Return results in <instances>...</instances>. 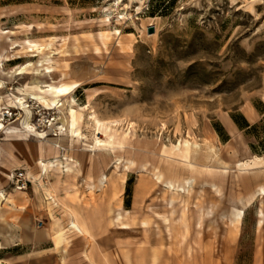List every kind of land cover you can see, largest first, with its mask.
<instances>
[{"label": "rangeland", "instance_id": "obj_1", "mask_svg": "<svg viewBox=\"0 0 264 264\" xmlns=\"http://www.w3.org/2000/svg\"><path fill=\"white\" fill-rule=\"evenodd\" d=\"M150 26L154 30L148 33ZM100 31L110 32L105 42ZM0 53L9 58H0L4 71L32 63L28 73L2 79L0 119L5 126L18 127L24 115L8 106L12 93H20L17 89L40 67L35 65L38 60L49 56L57 68L65 65L64 82L78 83L64 99L87 105L81 131L90 140L92 135L105 137L96 133L89 112L101 121H116L119 128L129 123L132 137L153 145L131 144L99 153L81 143L71 147L67 139L56 153L43 154L41 138L0 131V187L10 201L9 195L19 191L35 195L38 203L40 198L45 214L34 216L32 226L52 217L67 224L68 212L80 213L81 206L87 208L90 202L95 208L90 224L102 221L100 232L105 234L94 245L99 253L114 254L116 259L126 254L125 264H264V220L258 223L264 195H255L241 219H232L234 207L258 185L264 186V164L242 172L236 167V159L264 156V0H0ZM27 101L31 123L57 138L59 110L31 97ZM232 115L241 121L244 116L252 126L240 130ZM185 137L200 143L212 137L219 146L214 159L196 156L210 167L208 172L167 156L166 148ZM229 145L236 157L228 153ZM102 153L107 156L102 158ZM56 154L71 155L79 164L71 171L53 167L43 174L39 161ZM116 156L134 158L136 163L115 168ZM143 161L154 168L142 169ZM20 173L29 182L19 189ZM101 173L106 180L98 188ZM153 173L176 183L191 177L193 188L169 205L172 192L154 183ZM90 183L95 185L91 189ZM208 183H215L219 193ZM211 203L213 213L201 219V211ZM223 211L227 217L221 219ZM14 212L1 202L0 213L6 218L15 219ZM64 229L69 239L70 229ZM4 242L0 235V243ZM40 246L47 252L56 247L55 242ZM70 246L61 245L62 264H89L86 244H79L76 260L72 259L76 254H68ZM34 248L37 251L38 246L6 248L0 252L2 264H7L8 253L25 251L31 253L28 262L38 264Z\"/></svg>", "mask_w": 264, "mask_h": 264}, {"label": "bare ground", "instance_id": "obj_2", "mask_svg": "<svg viewBox=\"0 0 264 264\" xmlns=\"http://www.w3.org/2000/svg\"><path fill=\"white\" fill-rule=\"evenodd\" d=\"M254 1V0H253ZM115 33L119 34V31L116 29ZM110 35L108 31H100L99 36L105 42ZM32 46H36L35 43ZM11 47H13L11 45ZM5 58L8 60L5 55L0 53V58ZM32 63L28 62L21 65H16L10 67L7 71L0 69V91L3 89V77L10 76L12 73H28V67L31 66ZM35 65H39L40 67L36 66L33 70V75L31 76L30 81H28L23 88H18L17 90L20 93H12V97L9 99L8 106H15L18 109L23 110V117L18 123V127L12 126L7 127L0 119V131H4L5 133H9V135L13 132L18 137H27L29 135H35L41 138L43 141L41 142V148L44 153H51L54 151L56 153V148L60 147L65 140L69 139V144L71 147L78 145L79 143L86 146L87 150L94 151L97 150L101 153L107 151L108 149H114L115 147L123 148L127 145L134 144L136 146H140L143 148H152V144H141L140 140L137 138L132 137L128 128L129 123H127L125 129L122 127H118V123L116 121L112 122H104L99 120L93 113H88V118L92 119L95 129H97L96 133H103L105 138H100L96 135L88 137L87 134L81 131V124L83 123L84 119V109L87 105H79L77 106L74 103V100L69 97L67 100V95L76 87L78 83L76 82H64V79L68 76V72L66 70L65 65L62 68H57L53 65V60L46 56L42 60H38ZM57 72V75L53 77V75ZM60 77L59 79H56ZM27 97H31L39 102L47 105L48 107H56L59 112V136L57 138L48 137V133L46 131L38 130L36 127L31 123V109L29 107ZM66 103H68L67 107H65ZM9 111L2 112L8 113ZM57 134V133H55ZM228 153L232 157H236V150L233 146L229 145ZM101 151V152H100ZM166 154L172 158H179L186 163L189 168H194L196 166L201 167V170L204 169L208 172L209 166L201 164L198 159L197 155L202 154L203 159H211L216 158L220 152L219 146L214 145L212 142V137L203 139L202 143H200L196 139H191L188 137L180 138L176 143L171 145V147L166 148ZM1 152V148H0ZM204 154V155H203ZM104 153L101 154V157L104 158ZM41 170L43 174H46L53 168H60V171H71L73 167L79 164L78 160L73 156H63L61 158L58 157L56 154L53 158H44L40 161ZM135 159L131 157H121L116 156L113 160V165L115 168L122 167L123 169H127L135 164ZM150 163V164H149ZM264 164V156H252L249 159L241 160L236 159V167L239 172L244 170H252L254 168H260ZM147 165H151L149 170L153 169L152 163L150 161H143L140 164V167L144 170H147ZM154 183H161L162 188L165 191H171L172 195L167 200V204H173L180 194H189L193 188L194 180L191 177H186L183 179L182 182L176 183L170 179L162 181L161 174L153 173ZM106 180V174L101 173L98 177L97 187L101 188L104 187ZM210 188L215 194H218L220 189L215 183H208ZM90 189L93 188L95 185L94 183H90ZM142 187H147L146 183H141ZM37 191V189H36ZM257 194L264 195V186L258 185L257 188L254 190L253 194H251L244 202H241L240 206H236L232 212V219L233 221H238L241 219L244 211V207L248 205L253 197ZM4 202L5 204H10V198L6 195L5 189L0 187V204ZM215 207L214 203H211L208 207L201 211L200 218L210 216L213 213V208ZM259 219L258 223L260 224L264 220V211L262 209L258 210ZM69 225L79 232H84L85 228L77 221L73 213H69ZM73 215V216H72ZM220 218L224 219L227 217L226 212H221ZM183 217V215H182ZM120 214L117 213L115 219H119ZM26 217L17 216L14 220H9L3 214L0 213V235L4 239V244L7 245L10 242L14 241V238L19 235V232L26 226L25 220ZM145 223V222H144ZM3 225V226H2ZM122 227H126L127 225L123 224ZM55 231V245L56 249H63L60 243L63 240L62 232L59 227L53 228ZM4 231V232H3ZM3 243H0V248L4 247ZM65 252V251H64ZM0 264H2V260L0 259ZM48 264V262H45Z\"/></svg>", "mask_w": 264, "mask_h": 264}, {"label": "crops", "instance_id": "obj_3", "mask_svg": "<svg viewBox=\"0 0 264 264\" xmlns=\"http://www.w3.org/2000/svg\"><path fill=\"white\" fill-rule=\"evenodd\" d=\"M242 118L245 120L248 126L246 127L239 126L231 116V119L235 123V125L240 130L246 131V129L252 124H250L244 118V116ZM226 140H228V136L226 137L225 141ZM42 153L45 154L43 150ZM53 153L54 151H52L49 154H53ZM80 161L83 162V160ZM39 195L41 197V194ZM9 196L12 197L11 199L12 201H10V205L15 210L14 215L16 217L17 216L26 217L27 218L25 220L26 226H24L23 229L19 232V235L14 238V241L7 244L6 247L0 248V252H3V250L6 248L8 249L13 247L14 249L16 248V246L20 244L22 245L33 244V246H38L37 251L35 250V248L32 249L36 251V254H34L33 257H35L38 260V264H45V262H48V264H50L49 261L51 262L52 259H53V263L51 264H62V260L64 256H61L60 254H65L64 252L65 250L60 249L61 251L59 253V251H57L58 249H56L55 246H53V252L52 251L47 252L44 251L46 250L45 247L40 246L41 244L46 242H51V243L55 242V231L53 230V228L59 227L61 232L63 228H65L64 231H66L68 228L70 229L69 232L71 233L72 236H70L69 239H67L68 235H63L62 233L63 240L60 244L62 245L66 242L67 243L69 242V244H71L69 249L70 251L68 254H76V255H72L73 257L72 259L74 260L79 259V254H77V249H79L78 246L79 244H86V248H85L86 252L84 255L85 258L88 260L89 264H125L126 263L125 262L126 254H118L119 259H116L114 254H102L98 252L97 247L94 245V243L97 244L99 242H102L105 234L104 231L100 232L99 226L103 225L102 221H100L99 224H94V223L90 224V218L92 217L91 216L92 212L95 211V208L93 207L90 208V202L88 203L87 208L81 206L80 210L82 211H80V213L75 214L73 212H68V213H73L77 221L85 228L84 232H79L69 225V218L67 224L63 220H58L57 218L52 217L49 218L47 222H45L44 224L38 227L32 226L34 216L42 217L45 214L44 209H41L42 206H39L40 198L38 203V198H36L35 195L33 196L27 191H19ZM44 202L46 204L45 199ZM18 204L21 207H18ZM90 244L92 245L90 246ZM29 254H31L29 251H25L17 255H15L14 253L13 254L8 253V255L5 257V260L8 261L7 264H15L20 260L22 261V264H30L28 262L31 258ZM0 259L4 260L2 257H0Z\"/></svg>", "mask_w": 264, "mask_h": 264}, {"label": "built area", "instance_id": "obj_4", "mask_svg": "<svg viewBox=\"0 0 264 264\" xmlns=\"http://www.w3.org/2000/svg\"><path fill=\"white\" fill-rule=\"evenodd\" d=\"M16 177H17V182H19L20 183V185L19 186H17V188H25L26 187V185H27V182H29V179L28 178H24L23 177V175H22V173H20V174H18V176H17V174H16Z\"/></svg>", "mask_w": 264, "mask_h": 264}, {"label": "trees", "instance_id": "obj_5", "mask_svg": "<svg viewBox=\"0 0 264 264\" xmlns=\"http://www.w3.org/2000/svg\"><path fill=\"white\" fill-rule=\"evenodd\" d=\"M232 118L234 119V121L241 127H246L248 126V124H246L245 120L243 119V121L240 120V118L232 115ZM252 125H250L247 129H249Z\"/></svg>", "mask_w": 264, "mask_h": 264}, {"label": "water", "instance_id": "obj_6", "mask_svg": "<svg viewBox=\"0 0 264 264\" xmlns=\"http://www.w3.org/2000/svg\"><path fill=\"white\" fill-rule=\"evenodd\" d=\"M153 30H154L153 27L150 26V27L147 29V32H148V33H151V32H153Z\"/></svg>", "mask_w": 264, "mask_h": 264}]
</instances>
